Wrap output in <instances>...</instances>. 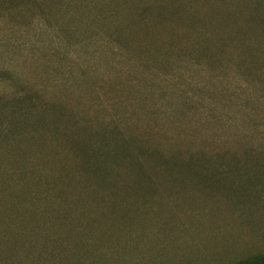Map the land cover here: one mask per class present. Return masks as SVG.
<instances>
[{"label":"rangeland","instance_id":"374dc122","mask_svg":"<svg viewBox=\"0 0 264 264\" xmlns=\"http://www.w3.org/2000/svg\"><path fill=\"white\" fill-rule=\"evenodd\" d=\"M0 264H264V0H0Z\"/></svg>","mask_w":264,"mask_h":264}]
</instances>
